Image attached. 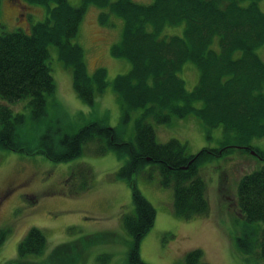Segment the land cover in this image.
Returning a JSON list of instances; mask_svg holds the SVG:
<instances>
[{
  "label": "trees",
  "instance_id": "1",
  "mask_svg": "<svg viewBox=\"0 0 264 264\" xmlns=\"http://www.w3.org/2000/svg\"><path fill=\"white\" fill-rule=\"evenodd\" d=\"M45 5L47 18L23 29L6 30L0 25V98L10 103L30 97L31 118L42 125L47 115V96L56 91L50 66L49 46L55 45L58 59L72 72L73 88L86 103L93 105L109 81L107 70L88 72L85 50L76 42L84 16L91 6L102 11L101 25L114 27V17L123 21L121 38L112 44V56L130 62L128 72L112 81L124 115L122 125L133 111L135 136L125 140L122 126L101 120L91 121L75 133H62L48 125L36 139L25 138L26 117L9 105L0 106V150L43 154L53 162H67L80 155L85 145L93 153L110 150L127 157L116 176L132 185L135 213L123 216L132 237L128 251L130 264H149L141 258L143 237L154 226L156 209L142 194L134 179L159 176L162 187L173 190L174 213L183 219L210 212L207 184L200 174L202 164L228 156L236 149L263 152L251 145L253 138H264V60L257 50L264 44V11L261 0H154L150 4L134 0H25ZM55 5H52V4ZM183 26V34H170L168 27ZM200 71L193 90L180 76L185 63ZM194 115L210 127L223 125L225 136L220 147H204L190 153L177 138L157 140L156 124L169 123L173 116ZM93 169L80 164L67 180L71 195L90 189ZM238 205L243 218L242 234L236 237L247 264H264V169L241 178L237 187ZM10 233L0 228V247ZM44 232L32 227L19 243V256L41 254L46 248ZM107 260L109 256H100ZM77 244L57 246L46 264H76ZM211 264L203 261V251L193 249L184 264ZM28 264V263H27ZM39 264V263H29Z\"/></svg>",
  "mask_w": 264,
  "mask_h": 264
},
{
  "label": "rangeland",
  "instance_id": "2",
  "mask_svg": "<svg viewBox=\"0 0 264 264\" xmlns=\"http://www.w3.org/2000/svg\"><path fill=\"white\" fill-rule=\"evenodd\" d=\"M69 1L73 5L81 2ZM134 1L150 4L154 0ZM260 7L264 11V0L260 1ZM101 11L96 6L88 9L76 42L85 50L90 74L98 67L107 70V88L96 94L93 105L82 100L73 88L72 72L58 59L56 46L50 45L49 63L56 91L47 96L44 123L34 125L30 97L15 103L0 98V106L9 105L15 113L25 115V138L36 139L48 125L60 127L62 133H75L95 120L113 127L122 126L124 139L134 138L135 119L142 109L133 111L122 125V102L112 87L114 78L131 68L129 61L114 57L110 52L112 44L121 38L123 21L114 17V27L103 26L98 20ZM47 15L45 5L30 4L25 0H0V25L9 31L23 29L29 32L32 24L45 20ZM183 29V26H176L168 27L167 31L182 35ZM257 52L264 60V44ZM180 76L185 80L186 88L193 90L199 82L200 71L195 64L187 62ZM152 123L159 142L177 138L187 144L190 153H197L204 147H220L225 136L223 125L210 127L194 115L173 116L166 124ZM251 145L264 154V138H253ZM93 149L91 145H85L82 155L67 162H53L43 154L0 150V228L10 229L0 247V264H46L57 246L68 243L77 244L76 264H130L128 251L132 237L124 226L123 216L136 210L131 183L116 176L127 157L118 156L114 150L97 155ZM80 164L93 169V183L87 191L71 195L67 180ZM258 169H264V156L254 150L236 149L228 156L202 164L200 174L207 184L210 212L191 219L180 218L174 213L173 190L162 187L158 175L153 179L136 175L138 188L157 212L154 226L141 242L142 260L149 264H184L189 251L201 249L203 261L211 264H247L236 244L244 222L237 187L243 176ZM32 227L44 232L46 248L41 254L20 258L19 243ZM105 255L109 256L107 260L99 258Z\"/></svg>",
  "mask_w": 264,
  "mask_h": 264
},
{
  "label": "water",
  "instance_id": "3",
  "mask_svg": "<svg viewBox=\"0 0 264 264\" xmlns=\"http://www.w3.org/2000/svg\"><path fill=\"white\" fill-rule=\"evenodd\" d=\"M254 154V152H252Z\"/></svg>",
  "mask_w": 264,
  "mask_h": 264
}]
</instances>
